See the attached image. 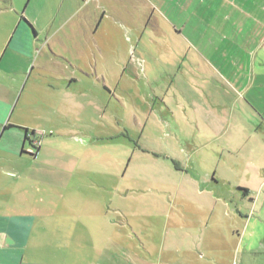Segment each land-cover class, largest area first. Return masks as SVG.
Wrapping results in <instances>:
<instances>
[{
  "label": "crops",
  "instance_id": "obj_1",
  "mask_svg": "<svg viewBox=\"0 0 264 264\" xmlns=\"http://www.w3.org/2000/svg\"><path fill=\"white\" fill-rule=\"evenodd\" d=\"M31 3L0 11V264H264V0ZM115 96L152 118L121 178L73 144Z\"/></svg>",
  "mask_w": 264,
  "mask_h": 264
},
{
  "label": "rangeland",
  "instance_id": "obj_2",
  "mask_svg": "<svg viewBox=\"0 0 264 264\" xmlns=\"http://www.w3.org/2000/svg\"><path fill=\"white\" fill-rule=\"evenodd\" d=\"M31 1L32 3L28 7L29 15L38 13L41 9L40 7L43 8L45 6V13L41 18L42 20H45L44 17H46V13L48 14V16L52 15L54 13L53 10H55L56 7L58 8V3L60 2V0H0V11H11V8L14 5V10L16 11V13L21 15L25 9L26 4ZM36 4H39L38 7H35ZM142 10H145V7H143ZM145 17L146 16L144 15V13H142L141 27L143 33L148 37H152L153 29L150 26L151 24L149 25L148 29H146V24L148 25L149 22ZM61 19L62 15L59 16L58 22H60ZM24 22L28 25L27 21ZM66 28H73V19L70 21L69 25ZM158 73L160 75L161 71L158 70ZM154 75L156 74L154 73ZM115 97V102L106 107L104 111L99 112V114L80 115L73 112V144L89 145L92 143L94 145V154L92 156V172L95 175L114 174L120 176L121 178L128 165L129 169L126 174L129 175H132L133 172L136 171V167L140 166L144 168V165L138 166L135 163L134 159L133 162L129 164L130 157L128 153L130 151L132 152L133 150L129 146L134 148L142 147L143 149H149V146L146 145L144 141L147 135H151L149 128H151L150 125H152V123L150 122L152 118L148 116V113H144L141 117L134 116V114L130 112L129 102H125L126 108L119 107L117 105V99L119 98V96ZM119 99L121 100V98ZM143 103V106H146V103ZM145 124L148 125L146 130H144ZM152 135L155 136L156 133L152 132ZM169 135L170 134L168 133H163L161 137L167 139ZM75 137L80 138L81 141H76ZM125 150L127 155L126 157H124L123 155V152H125ZM130 184L131 186H133L134 182L132 181L130 183L129 181H126V187H128V185Z\"/></svg>",
  "mask_w": 264,
  "mask_h": 264
},
{
  "label": "built area",
  "instance_id": "obj_3",
  "mask_svg": "<svg viewBox=\"0 0 264 264\" xmlns=\"http://www.w3.org/2000/svg\"><path fill=\"white\" fill-rule=\"evenodd\" d=\"M40 147V142L39 140H33V144L30 145V147L27 149V152L32 155V156H36L38 149Z\"/></svg>",
  "mask_w": 264,
  "mask_h": 264
},
{
  "label": "trees",
  "instance_id": "obj_4",
  "mask_svg": "<svg viewBox=\"0 0 264 264\" xmlns=\"http://www.w3.org/2000/svg\"><path fill=\"white\" fill-rule=\"evenodd\" d=\"M31 144H33V140L31 141ZM25 153L29 154L27 151H26ZM29 155H30V154H29Z\"/></svg>",
  "mask_w": 264,
  "mask_h": 264
}]
</instances>
